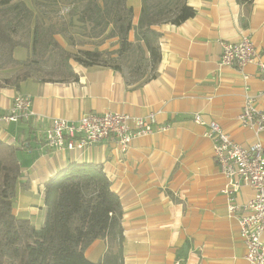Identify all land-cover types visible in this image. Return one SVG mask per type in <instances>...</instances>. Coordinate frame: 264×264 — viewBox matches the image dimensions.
<instances>
[{
  "label": "crops",
  "instance_id": "0c3cea01",
  "mask_svg": "<svg viewBox=\"0 0 264 264\" xmlns=\"http://www.w3.org/2000/svg\"><path fill=\"white\" fill-rule=\"evenodd\" d=\"M129 3L136 23L142 1ZM188 4L196 10L193 17L180 25L156 27L162 33V58L155 78L127 84L112 68L72 62L76 80L28 79L18 89L0 87V117L18 94L31 96L34 113L29 119H0V139L20 147L23 175L13 203L16 216L40 227L47 179L70 161L102 163L122 204L126 264H249L238 217L252 189L244 185L231 196L222 192L225 178L205 133L214 121L237 143L248 146L256 139L237 118L244 87L256 92L264 89V81L253 65L244 69L246 81L236 68L219 66L218 60L223 42H238L243 36L264 54V0L247 7L236 0H188ZM256 106L264 108V99ZM107 111L140 116L159 111L158 124L169 128L133 139L125 152L112 140L83 154L45 145L50 118L75 121L85 113ZM195 114L203 123L193 120ZM259 139L264 150V131ZM20 152H24L21 158ZM230 204L238 206L233 214ZM106 248V242L98 239L86 256L99 260Z\"/></svg>",
  "mask_w": 264,
  "mask_h": 264
},
{
  "label": "trees",
  "instance_id": "16d2710c",
  "mask_svg": "<svg viewBox=\"0 0 264 264\" xmlns=\"http://www.w3.org/2000/svg\"><path fill=\"white\" fill-rule=\"evenodd\" d=\"M141 1L134 23L129 0H0V70H17L0 87L76 80L72 62L112 68L127 84L155 78L162 58L156 27L180 25L196 10L188 0ZM253 1L236 0L246 7ZM19 47L24 58L14 55ZM19 149L0 139V264H126L122 204L102 163L70 161L52 174L44 221L35 227L13 212L23 175ZM98 239L107 248L94 261L86 250Z\"/></svg>",
  "mask_w": 264,
  "mask_h": 264
},
{
  "label": "built area",
  "instance_id": "2783aa9c",
  "mask_svg": "<svg viewBox=\"0 0 264 264\" xmlns=\"http://www.w3.org/2000/svg\"><path fill=\"white\" fill-rule=\"evenodd\" d=\"M218 62L219 66L236 68L246 81L248 75L243 73L244 69L253 65L264 81V54L248 36H243L238 42H223ZM244 91L237 119L243 127L253 131L255 141L248 146L237 143L214 121L208 123L205 136L212 142L213 158L225 178L222 192L231 196L244 185L252 189L253 195L238 217L239 231L246 250L244 259L249 264H264V150L259 139L264 131V108L256 106L259 99H264V89L251 92L246 85ZM30 105L29 94H18L13 98L9 111L0 119H29L34 114ZM158 114L159 111H150L143 116L107 111L85 113L75 121L53 117L44 131L43 141L50 149L83 154L103 140H112L125 152L133 139L169 128L167 124H158ZM193 120L203 123L199 114H195ZM237 209V205H229L230 214Z\"/></svg>",
  "mask_w": 264,
  "mask_h": 264
},
{
  "label": "rangeland",
  "instance_id": "374dc122",
  "mask_svg": "<svg viewBox=\"0 0 264 264\" xmlns=\"http://www.w3.org/2000/svg\"><path fill=\"white\" fill-rule=\"evenodd\" d=\"M29 2V0H26ZM60 41L65 44L62 39H60ZM109 46V43L106 42L102 45L101 48H106ZM86 47H91V46H86ZM92 48V47H91ZM15 57L17 58H24L25 57V49L24 48H16L15 52H14ZM17 72V70L15 68H5L0 70V79L4 78V77H8L10 74L14 75ZM21 156H24V152H20L19 157L21 158ZM16 198V197H15ZM15 198H14V202H15Z\"/></svg>",
  "mask_w": 264,
  "mask_h": 264
},
{
  "label": "bare ground",
  "instance_id": "6f19581e",
  "mask_svg": "<svg viewBox=\"0 0 264 264\" xmlns=\"http://www.w3.org/2000/svg\"><path fill=\"white\" fill-rule=\"evenodd\" d=\"M215 161V160H214Z\"/></svg>",
  "mask_w": 264,
  "mask_h": 264
}]
</instances>
